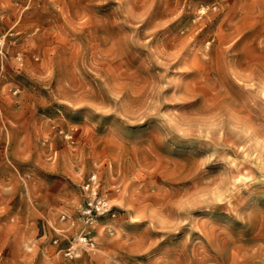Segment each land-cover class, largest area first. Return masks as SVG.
I'll list each match as a JSON object with an SVG mask.
<instances>
[{"label":"rangeland","instance_id":"rangeland-1","mask_svg":"<svg viewBox=\"0 0 264 264\" xmlns=\"http://www.w3.org/2000/svg\"><path fill=\"white\" fill-rule=\"evenodd\" d=\"M0 264H264V0H0Z\"/></svg>","mask_w":264,"mask_h":264},{"label":"snow or ice","instance_id":"snow-or-ice-1","mask_svg":"<svg viewBox=\"0 0 264 264\" xmlns=\"http://www.w3.org/2000/svg\"><path fill=\"white\" fill-rule=\"evenodd\" d=\"M171 35V33H163V34H161V36L160 37H158V39L159 40H164V39H166L168 36H170ZM195 150V149H194ZM198 155H203V153L202 152H198ZM219 165H217V166H215V167H213V168H211V169H209V171H217L218 169H219Z\"/></svg>","mask_w":264,"mask_h":264}]
</instances>
